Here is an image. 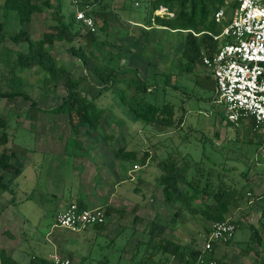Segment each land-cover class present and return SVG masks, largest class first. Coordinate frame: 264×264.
Listing matches in <instances>:
<instances>
[{
  "label": "rangeland",
  "instance_id": "374dc122",
  "mask_svg": "<svg viewBox=\"0 0 264 264\" xmlns=\"http://www.w3.org/2000/svg\"><path fill=\"white\" fill-rule=\"evenodd\" d=\"M51 1L53 8L45 9L32 18V31L37 37L57 24L52 16V9L57 4L61 5V13L64 15L72 10L70 0ZM78 1L80 3L85 0ZM93 1L89 0L91 3ZM148 5L149 0H102L92 6L93 9L108 13V24L105 31H101L103 19L100 16L95 18V32L98 41H103L104 45L101 49L89 46L86 53L90 62L87 66L81 64L83 67L80 70V67L74 69L73 64L77 58L68 53L67 48L71 45H84V40L72 43L55 41L49 47L58 61L64 62L67 69L73 71L70 72L72 76L80 73L84 75L85 69L91 78L85 77L81 81L82 92L94 99L97 110L103 111L100 123L91 133L71 132L67 117L63 113L51 111L66 94L64 80L59 82L54 93L42 91L40 86L43 73L38 67L32 68L25 75V85H22L42 109L35 114V118L32 117L34 113L30 109L29 100L19 96L10 100L0 98V115L8 122L9 134V141L4 148L15 153L12 162L20 168L17 173L3 172L7 188L0 191V251L9 254L16 262L29 264L31 260L35 261V258L40 257L50 261L54 253H70L75 264H178L181 256L164 252L158 247L149 257L153 250L151 245L148 246L149 222L152 220L165 226L162 237L189 250H202L210 223L200 215L192 216L184 209L174 214L178 206L166 204L159 196V162L170 153L177 156L180 164L183 158H189L201 163L205 169L222 168L226 173V181L237 188L244 186L246 192H249L230 207L226 216L236 225L233 238L228 243L216 245L212 255L232 264H258L259 258L264 257V217H261L264 211V156L259 148L260 142L264 140V129L252 131L247 125L249 121H242L238 126L229 124L224 116V105L217 101L214 88L207 87L200 81L203 76L211 77L210 68L202 65L191 72L180 71L182 58L178 48L167 44L165 46L170 37L174 39V44L181 42L184 35L180 32L170 34L165 31L163 34H156L157 36L146 34L147 39L143 44L148 54L155 52V48L159 54L164 52L167 55L157 66L158 60L154 57L149 59L148 56L147 61L138 59V50L141 53L142 46L139 39L142 40L143 35L138 39L139 29L133 28V40L124 42L133 45L134 66L126 64L127 60L124 61L116 52L122 44L113 35L112 22L117 20L118 14L124 19L144 22L149 12ZM1 14L0 6V16ZM0 20L7 23L9 33L19 29L18 20L14 23L12 18L3 15ZM148 38H152L153 42ZM20 46L5 40L1 47L0 90L7 89L11 78L8 64L15 58V55L9 57L8 49ZM97 55L113 62L117 60L125 69L114 74L113 85L102 89L94 88L93 85L98 81L91 73ZM143 67L149 78L142 75ZM154 69L156 72L152 73ZM134 70L152 88L146 94V99L156 103L170 102L174 107L175 120L182 118L180 125L159 131L131 114L126 104L120 100L119 88L125 86L126 95H134L133 85L127 87V78L137 77ZM13 72L15 73V69ZM121 78L123 80L118 84L117 81ZM89 87L91 90L87 92ZM67 132H70L69 136L59 140L62 146L41 147V141L38 140L39 134ZM120 146L135 151V161L141 166L135 171L143 179L141 186L128 177H124L119 186H116V190L122 191L126 199L136 202L135 205L131 204L134 208L128 207L117 212L108 222L106 215V223L101 230L92 226L80 231H70L55 226L57 212L64 208V202L85 191L82 187L87 177L93 179L98 186L94 190L86 189L85 192L100 194L106 188L102 178L108 173L102 170L98 162L89 167L85 163L93 158L97 160L91 151L100 153L103 148L114 151ZM106 149L104 154L109 159L106 167L112 169L114 156ZM144 150L148 151L150 161L141 163L139 157ZM97 153L94 154L99 155ZM119 161L126 164L131 162L129 159ZM110 178L113 177L110 175ZM253 228L260 238L258 244L251 240ZM0 263L3 264L2 260Z\"/></svg>",
  "mask_w": 264,
  "mask_h": 264
},
{
  "label": "trees",
  "instance_id": "16d2710c",
  "mask_svg": "<svg viewBox=\"0 0 264 264\" xmlns=\"http://www.w3.org/2000/svg\"><path fill=\"white\" fill-rule=\"evenodd\" d=\"M100 2L102 0H94L92 3L85 0L80 2V6L89 4L91 9L87 14L93 17L94 22H96L97 16L102 17L103 25L100 26V30L105 31L108 24V13L92 8ZM235 5L236 2L231 0H149V12L142 23L146 26L156 25L170 30L184 31V39L177 47L182 58L180 71L191 72L198 66H205L202 61L204 53L211 55L217 50L219 41L213 36L220 34L224 26L228 24L231 10ZM1 7L4 17L9 12H14L20 26L18 30L7 33L0 22V51L5 40H10L14 44L26 43L27 51H17L11 64H8L11 78L8 80L7 89L0 90V98L10 100L19 96L29 100L30 109L34 113L32 117L35 118V114L42 109L38 106L37 101L33 100L22 87L21 78L16 76L13 70L17 67L21 70L38 67L43 73L40 86L42 91L54 93L59 82L64 80L66 94L51 111L63 113L67 117V124L71 132L80 133L84 131V133L89 134L94 131L102 119L103 111L97 110L94 99L79 90V85L86 75L72 76L70 71L68 72V69L51 53L49 47L55 41L72 43L73 41L84 40V45H71L67 51L75 56L83 66H87L90 62V57L86 53L89 46L94 45L101 49L104 45L103 41H98L96 28L94 31H90L80 20L76 19L73 9L64 15L61 13V5L57 4L52 9V16L55 17L57 24L50 26L38 39H33L27 25L34 15L42 13L45 9L53 8L52 1L2 0ZM160 7L167 8L173 15L155 14L154 11ZM220 7L224 8V17L218 23L214 20V12ZM95 58L96 62L91 67V73L99 82V88L113 85L114 74L118 71H124V67L117 60L113 62L100 55L95 56ZM136 74V78H127V87L133 85L135 92L133 96L128 97L126 95L127 88L125 86L119 88L120 100L126 104L131 114L135 118L151 124L159 131L180 125L182 118L175 120L174 107L170 102L156 103L146 99V94L152 90H149L147 80L138 76V72ZM122 80L118 79V84ZM200 81L205 86L214 88L213 79L209 75L203 76ZM229 124L232 123L229 122ZM247 125L254 132L260 130L254 128V122L251 120ZM7 128V120L0 115V191L7 188L3 172L17 173L20 171V168L12 162L15 153L13 151L8 152L4 148L9 141ZM262 142L263 140L260 142L259 148H261ZM115 155L121 159L136 160L137 158L135 151L125 150V147L116 149ZM148 158L150 155L147 150H144L139 160L141 163H145ZM159 166L161 173L157 179L161 186L163 202L171 206H178L174 214L184 209L192 216L200 215L204 221L210 223V226L213 222L226 219L230 207L249 193L246 192L244 186L237 188L226 181L224 169L214 167L205 169L201 163L193 162L189 158H183L180 164L177 156L170 153L159 162ZM78 205L84 207L81 204ZM104 209L106 215H109L113 210L112 207H104ZM261 217H264V211L261 213ZM230 221L235 224L233 220ZM95 226L101 228L102 225ZM210 226L207 227V234L210 232ZM164 228V225L155 220L149 222L148 246L153 247L149 257L154 254L158 247L164 252L181 256L180 262L194 261L201 255L204 259L202 264H208L210 260L214 262L213 264H232L216 259L212 255L216 246L215 243L212 244V250L208 253H202L201 250H189L187 247L174 243L169 238L162 237ZM231 239L226 243L230 242ZM251 240L256 241L257 244L260 243L258 232L255 229L252 231ZM187 254L188 256H186ZM0 259L3 264H15L4 251H0ZM259 259L258 264H264V257ZM35 261H39L41 264H50V261L44 257L35 258Z\"/></svg>",
  "mask_w": 264,
  "mask_h": 264
},
{
  "label": "built area",
  "instance_id": "2783aa9c",
  "mask_svg": "<svg viewBox=\"0 0 264 264\" xmlns=\"http://www.w3.org/2000/svg\"><path fill=\"white\" fill-rule=\"evenodd\" d=\"M236 5L230 13V20L221 33L213 38L219 41L217 50L211 55L203 54V64L210 68L217 101L224 105V116L234 126L241 121H253L255 129H264V0H231ZM77 20L90 31L95 30V22L87 12L89 4L80 6L78 0H70ZM155 14L172 16L165 7ZM224 17V8L214 12L218 23ZM264 156V140L261 148ZM140 167L133 165L132 170ZM106 223L105 209L102 206L80 207L70 202L57 213L55 226L70 231H80ZM236 225L228 218L213 222L202 247V253L212 250V244H224L233 238ZM201 255L197 260L178 264H202ZM71 259L62 254L51 255L50 264H71ZM210 260L208 264H213ZM1 264V263H0Z\"/></svg>",
  "mask_w": 264,
  "mask_h": 264
},
{
  "label": "crops",
  "instance_id": "0c3cea01",
  "mask_svg": "<svg viewBox=\"0 0 264 264\" xmlns=\"http://www.w3.org/2000/svg\"><path fill=\"white\" fill-rule=\"evenodd\" d=\"M0 1H1V3H0V6H1L2 5V0H0ZM2 15H3V13L0 16L1 17L0 19H2ZM5 17L12 18L14 23L17 22L16 15L14 13H12V12H9ZM116 18H117V20H115V22L113 20V22H112V23H114V24H112L113 35H115V38L118 39V42L120 44H122V45L118 46V49H117L116 52L120 55V57L123 58L124 61L127 60V62H126L127 65H131L132 67L134 66V64L132 62V60L134 59V53L132 52L133 51V45H131L132 43L131 44L130 43L129 44H125L124 40H129V41L133 40L132 39L133 38L132 37L133 28L139 29L140 33H139V36H137L138 39H139V37L141 35H143L142 36L143 38H141L142 40L139 39V41H141V43H142V46L140 47L141 53H139V50H138V59L140 58L143 61L144 60L147 61L148 60L147 59L148 56H150L149 59L150 58L153 59V57H154L155 60L156 59L158 60L157 66L160 64L161 61L163 62V60L167 57V55L164 52H163L164 54L163 53L159 54L156 51L157 49H155V48H154V51L156 53L151 51L152 52V54H151L152 56L150 54H148V51H146V49H145L146 47L144 46L145 39H147L146 34L150 35V33H152V35L157 36L156 34H158L160 32H162V34H163L165 31L166 32L169 31L170 34L179 33V32L182 33L183 35L185 34V32L181 31V30H170L168 28L161 27V26H156V25L146 26L140 20L124 19L119 14L116 16ZM0 22L2 23V26H3L4 30L8 32L7 27H6L7 23H5L2 20H0ZM32 22H33V19H31L30 23L27 25L29 33H30V36L33 39H38L39 37L35 36L34 35V31H32ZM148 39H149V41L151 40L150 42H153L152 38H148ZM181 42H178V43H181ZM178 43L174 44V39H172L170 37L169 40L166 41L165 46L167 44V45H170L171 47H174V46L178 47ZM15 45H18V44H15ZM19 45H21L19 48L18 47L17 48L16 47H12V49H8L9 57L14 56L17 53V51H21V52H26L27 51L26 43H19ZM6 46H8L7 43H6ZM154 46L156 47V45H154ZM23 47H25V48H23ZM60 62L66 68L68 67L64 62H62V61H60ZM73 65H75L74 69H78L80 67L79 70L81 69V66H82L78 59L75 60V63ZM147 65L145 67H147ZM145 67H143L144 69L141 70V71H142V75L144 74V76L147 77V72H145L146 71ZM31 70H33V69L29 68L27 70H21L18 67L15 69V74H16V76L21 78L23 86L25 85V81H24L25 78L24 77H25V75L27 73H30ZM68 71L73 72L71 70H68ZM83 71H84V75H86L85 77L88 78V79H91L90 76L87 74V70L83 69ZM153 72H156V70L155 69L152 70V73ZM147 78H149V77H147ZM93 86H94V88L97 89V88L100 87V84L97 82ZM151 89L152 88H150L149 90H151ZM79 90L82 91L81 84L79 86ZM90 90H91V88L89 87L87 92H89ZM83 93H85V92H83ZM69 134H70V132H67V133H48V134H43V135L39 134L38 135V140L41 141L40 142L41 147H45V146L47 148H48V146L57 147V146H60V145L62 146V142H59V140H63L64 138L69 136ZM80 135L81 134H79V136ZM92 136H94V135H91V137ZM85 139L89 140L87 138H85ZM120 147H125V150H128V149H126V146H120ZM104 149H106V148H103L100 153H97L96 150L94 151V153H97L99 155L94 154L93 150H92L91 151L92 152V156H95L97 158V160H94V158H93L92 160H86L85 161L87 167H89L90 165H92L95 162H98V165H100V167H102V170L105 173H108L106 176H104L102 178L103 182H104L103 185L106 187L105 190L103 191V193L90 194L89 192H85L86 189L91 188V189L94 190L98 186L96 184V182L93 181V179H90V178L87 177L86 180L84 181V185L82 187V189H85V191H83L82 193H78L76 198L74 197L71 200H69L67 202H64L63 203L64 204V208L62 210H59V212L63 211L70 202H76L77 204H81L84 207H95V206H100V205L104 206V207H112L113 210L108 215V219H109V220L107 219V222H108V221H110L111 218L114 217V215L117 212H120V211H122L125 208L131 207V204L132 205L136 204V202H132L131 200L126 199L125 196H124V193L122 191L119 192V190H116V186H119V183L124 180V177H128L130 180H135L137 182V184L140 183L139 186H141V182L143 181V179L141 178V176H137L135 171L132 170L133 165L137 164L136 161L135 160H131L130 164L122 163L121 161H119L121 158H118L115 155V150L114 151H112V150L110 151L109 149H106V150H109V152L113 153V156H114V158L112 159L113 168L112 169L109 168V167L107 168L106 165H107V163H109V159L105 157V154H104L105 150ZM106 152H108V151H106ZM147 161H150V158H148L145 162H147ZM110 175L113 178H110ZM108 181H110V184H108ZM100 186H99V188H100ZM157 188L161 189V186L158 184V182H157ZM159 196H160L161 200L163 201L161 191L159 193ZM151 200H152V194L150 195V201ZM131 208H134V207H131ZM59 212H57V213H59ZM103 227H104V225H102L101 228H98L96 226H93L92 228L101 230ZM66 255L68 257H70V259L72 258V264H75V261L73 260L72 255L70 253H68V254L66 253ZM37 259H39V258H37ZM11 260L15 264H21V263L16 262L12 258H11ZM29 264H41V262L31 260V263H29Z\"/></svg>",
  "mask_w": 264,
  "mask_h": 264
}]
</instances>
